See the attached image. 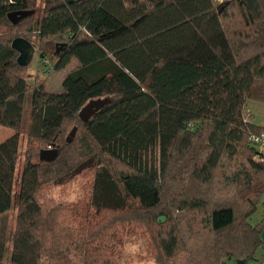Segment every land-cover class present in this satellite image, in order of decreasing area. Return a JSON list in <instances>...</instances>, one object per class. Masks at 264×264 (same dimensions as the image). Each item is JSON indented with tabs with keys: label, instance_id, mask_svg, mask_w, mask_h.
I'll list each match as a JSON object with an SVG mask.
<instances>
[{
	"label": "trees",
	"instance_id": "trees-1",
	"mask_svg": "<svg viewBox=\"0 0 264 264\" xmlns=\"http://www.w3.org/2000/svg\"><path fill=\"white\" fill-rule=\"evenodd\" d=\"M36 2L0 0V126L14 131L0 143V264L8 245L10 264H117L111 241L126 227L155 264L260 263L264 219L249 218L264 150L251 136L264 127L244 107L264 105V0ZM15 12L28 14L12 24ZM18 37L54 71L78 62L62 93L39 79L30 90ZM97 99L108 103L82 123ZM46 148L57 150L50 162L39 160ZM89 169L93 222L42 192Z\"/></svg>",
	"mask_w": 264,
	"mask_h": 264
},
{
	"label": "rangeland",
	"instance_id": "rangeland-1",
	"mask_svg": "<svg viewBox=\"0 0 264 264\" xmlns=\"http://www.w3.org/2000/svg\"><path fill=\"white\" fill-rule=\"evenodd\" d=\"M221 4L222 1H218ZM42 3V0H37L36 5ZM33 54L30 63L27 65L26 71V81L30 87L34 86L36 79L45 81L46 91L48 93L58 94L62 93V81L66 75L76 69L79 64L76 60H72L67 67L61 71H54L53 65L54 60L52 58H42L37 46L32 44ZM30 90L28 91L26 97L30 95ZM245 111L247 114L251 115V121L257 126L264 127V105L255 101H246ZM28 107L25 108V117L23 120V126H27V114ZM21 130V142L19 146L20 152V162L22 160V154L25 150V128ZM14 134V131L10 128L0 126V143L9 138ZM68 136V134H67ZM66 136V137H67ZM52 149V148H46ZM94 180V169H89L85 172L74 173L72 175L66 176L59 182L51 184L50 186H45L42 191L45 198L53 199L59 203H63L67 208H82L83 211H88L91 213L89 216V222L98 220V218L92 215L95 210L91 207V195H92V185ZM197 196V195H195ZM264 200V196L260 198V204L257 205V210L254 215L249 218V223L252 225L259 224L264 219V211L262 210L261 203ZM15 202H12L11 210L9 212V225L10 229L14 226L15 217ZM80 214L74 218L72 224H76L81 219ZM137 232V233H136ZM139 232L134 228H118L116 231L115 238L112 239L111 243L115 249L117 264H155L152 257L144 254L141 247V241L139 237ZM10 249L8 245L5 253L3 254V259L1 264H10ZM263 255L257 250L255 257L259 260L262 259ZM257 259V260H258ZM224 264V263H223ZM228 264V263H225ZM261 264H264V258L261 260Z\"/></svg>",
	"mask_w": 264,
	"mask_h": 264
},
{
	"label": "water",
	"instance_id": "water-1",
	"mask_svg": "<svg viewBox=\"0 0 264 264\" xmlns=\"http://www.w3.org/2000/svg\"><path fill=\"white\" fill-rule=\"evenodd\" d=\"M217 11L218 13L221 11V6H218ZM27 14H28L27 12H15L8 14L7 17L12 24H15L21 18L25 17ZM11 48L18 53L16 62L19 66H27L30 63L33 54V46L31 43H29L27 40L23 38L18 37L11 42ZM107 103H108V99L91 100L85 106H83L81 110L78 112L79 120L82 123L87 122L101 107H103ZM74 134H75V128L72 129V131L66 137L67 143L72 142ZM56 156H57V150L55 149H45V150H40L39 152L40 161L50 162L54 160ZM260 238L264 243V226L260 233Z\"/></svg>",
	"mask_w": 264,
	"mask_h": 264
},
{
	"label": "built area",
	"instance_id": "built-area-1",
	"mask_svg": "<svg viewBox=\"0 0 264 264\" xmlns=\"http://www.w3.org/2000/svg\"><path fill=\"white\" fill-rule=\"evenodd\" d=\"M251 141L254 143V146L260 150H264V132L260 133L257 136H251Z\"/></svg>",
	"mask_w": 264,
	"mask_h": 264
},
{
	"label": "crops",
	"instance_id": "crops-1",
	"mask_svg": "<svg viewBox=\"0 0 264 264\" xmlns=\"http://www.w3.org/2000/svg\"><path fill=\"white\" fill-rule=\"evenodd\" d=\"M262 202H264V200ZM258 251L260 252V255L264 254V249L263 248L258 249ZM256 259H258V258H256ZM255 264H261V262L260 263L255 262Z\"/></svg>",
	"mask_w": 264,
	"mask_h": 264
}]
</instances>
